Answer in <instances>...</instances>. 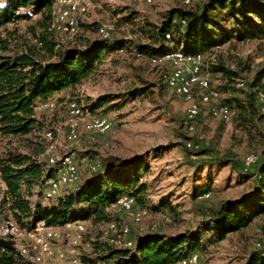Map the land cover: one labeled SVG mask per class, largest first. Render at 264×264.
<instances>
[{
  "label": "trees",
  "instance_id": "16d2710c",
  "mask_svg": "<svg viewBox=\"0 0 264 264\" xmlns=\"http://www.w3.org/2000/svg\"><path fill=\"white\" fill-rule=\"evenodd\" d=\"M55 1L6 0L0 6L1 135L21 136L38 129L42 130V134L48 127L34 114L37 102L48 99L55 92L74 88L96 71L106 56L115 51L122 52L126 48L147 59L174 50L185 54L202 53L205 57L203 71L218 75L217 78L221 80L219 87L214 88L219 93L220 90L226 93L220 101L234 110L232 118L235 128L248 131L249 126L254 127V120L262 117L255 93L261 88L264 67L255 71L246 88V81L242 76V72L248 68L246 61H234L233 66L218 60V56L221 58L219 53L222 45H226L225 49L229 50L237 42L244 40L264 43V0H196L191 6L183 5L177 0L178 4L167 7L160 13L157 22L135 14L130 8L123 9L121 13L125 12V21L140 20L131 31L143 40L133 44L120 39L111 43L99 36H76V32L68 35L49 28ZM20 8L23 10H19ZM32 14L39 15V18L34 24L27 26L33 40L28 44L21 38L16 27L8 29L6 25L28 20ZM79 25L83 32L90 33H96L100 26L94 23ZM166 33L168 38L164 37ZM63 34L71 39V44L60 45L58 36ZM217 44L220 45V50L215 51L213 47ZM163 66H167L169 71L168 65ZM238 77L244 81L242 88L234 86V80ZM146 86L132 87L116 96L99 95L88 106V110L103 106L105 111L117 109L126 100L146 94ZM165 87L167 88L166 85ZM237 91H241V96L234 94ZM198 116L199 114L193 124ZM186 141L191 142V147L185 145ZM175 145L189 156H209V149L198 144L197 139L185 136L182 142H175ZM42 151H38L39 156ZM38 153L32 155L27 152L20 154L8 151L0 157V175L9 196V214L20 227L29 228L38 221L44 225H61L67 220H89V228H93L107 219L104 207L119 195H131L135 203H143L145 184L140 180L147 171L143 158L136 156L123 159L111 155L91 157L97 163L95 170L86 169L87 173L81 178L78 177L74 186L65 187L58 196L42 202L40 191L44 180L50 178L52 173L49 169L44 173L42 157H35ZM215 161L218 166L228 163V159L220 157ZM254 166L255 171L250 174L242 171L240 165L239 173L251 177L254 183L238 197L222 200L216 209L208 210L206 227L202 231H186L171 237L154 232H140L134 236V245L131 248L101 244L93 236L94 238H88L89 249L79 254V262L173 264L181 257L193 253V249L203 248L223 240L231 233L240 232L253 219L264 215V160L258 162L256 158L252 167ZM34 186L37 190L32 192ZM207 187L210 188L205 184L199 192ZM33 194L36 197L32 205H29L28 198ZM200 232H205L206 235L201 237ZM259 243L260 246L249 252L243 264H264V248ZM99 248L103 250L101 254L96 253ZM14 260L11 247L0 253V264H14Z\"/></svg>",
  "mask_w": 264,
  "mask_h": 264
},
{
  "label": "rangeland",
  "instance_id": "374dc122",
  "mask_svg": "<svg viewBox=\"0 0 264 264\" xmlns=\"http://www.w3.org/2000/svg\"><path fill=\"white\" fill-rule=\"evenodd\" d=\"M56 3L57 1L54 2ZM176 4L177 0H152L151 3H145L144 0H90L87 13L78 19L76 36L83 34L98 37L94 32H83L80 23H94L97 26L110 24L112 31L108 41L114 43L120 39L133 44L143 40L131 31L140 20L125 21V12L121 13L123 9L130 8L135 14L157 22L165 8ZM38 18L39 15L32 14L28 20L9 23L6 28L16 27L21 38L31 44L33 40L27 26L34 24ZM58 40L60 45L71 44V39L64 34L59 35ZM225 46L222 45L219 53L221 58L218 56V60L233 66L234 61L245 60L248 68L242 72V76L247 88L255 71L264 67V43L244 40L237 42L229 50ZM135 54L127 48L122 52L109 54L96 71L74 88L55 92L48 99L37 102L39 107L34 108V114L46 127L64 129L66 104L69 100H76L88 108L99 95H121L129 88L146 86L148 83L146 94L126 100L117 109L105 111V106L92 108V114L104 116L111 122L110 128L103 134H97L87 133L80 125L79 139L67 144V148L74 153L78 162L79 178L87 173L85 164L94 160L91 157L96 155H111L123 159L136 156L143 158L147 171L140 182L145 184V194L143 203L136 204L144 205L146 216L138 223L125 218L120 212L111 216L116 222L129 224V238L132 241L138 227L142 228V233L154 232L165 237L186 231H202L206 227L208 210L216 209L222 200L238 197L254 183L251 177L242 176L239 172L241 160L247 154L255 155L258 162L264 160V112L260 113L261 118L254 120V127L249 126L248 131H244L235 128L232 117L229 122L213 119L208 115L206 106H202L191 130H188L183 124L187 102L164 85L163 75L168 71L167 66L152 65L145 56ZM217 77L218 75L208 74L212 87L217 88L221 84ZM143 80L148 82L143 83ZM234 94L241 96L242 93L237 91ZM225 96L226 93L220 90V99ZM44 102L46 107L41 106ZM41 131L33 130L21 136L0 134V157L8 151L35 155L43 150L46 143ZM185 136L197 139L198 144L209 149V156L193 157L180 151L175 142H182ZM61 140L59 138L58 142L63 143ZM86 151L90 153L87 154ZM39 154L35 157L41 158ZM219 157L228 159V163L218 166L215 159ZM253 171L255 166L249 173ZM205 184L210 188L199 192ZM204 192H209V196L198 199ZM162 214L169 218V222L161 219ZM3 215L5 214L0 212V217ZM85 224L86 232L79 246H70L64 239L56 241L55 247L64 251L66 259L72 255L79 257L83 250L89 249L90 237H97L101 244H111L97 234V225L89 228V222ZM151 224H155L153 229L149 227ZM86 233L89 235L86 236ZM200 233L201 237L206 235L205 232ZM258 241L264 248V215L253 219L240 232L231 233L219 242L193 249L191 252L197 254V264H243ZM3 243H7V240L4 239ZM101 252V248L96 249L97 254ZM14 256V264H24L15 253ZM66 261L59 263L50 259L45 264H66Z\"/></svg>",
  "mask_w": 264,
  "mask_h": 264
},
{
  "label": "built area",
  "instance_id": "2783aa9c",
  "mask_svg": "<svg viewBox=\"0 0 264 264\" xmlns=\"http://www.w3.org/2000/svg\"><path fill=\"white\" fill-rule=\"evenodd\" d=\"M52 6V19L49 28L71 35L76 32L77 19L88 11L90 0H56ZM181 4L191 6L196 0H178ZM6 0H0L2 6ZM151 3L152 0H144ZM112 26L101 24L96 34L105 40L110 39ZM168 38V34L164 35ZM213 50H220V45H215ZM120 51V50H119ZM204 56L202 53L185 54L180 50H174L162 55L148 57V62L155 66L168 65L169 71L163 76L164 83L176 95L181 96L187 106L184 111L183 124L191 130L195 117L199 114L201 107L206 106L208 115L213 119L222 122H229L234 110L227 104L220 101V93L210 85L208 74L203 71ZM261 88L256 90L255 100L261 112H264V77L261 81ZM244 81L241 78L234 80V86L242 88ZM41 106L46 107V103ZM39 107V106H36ZM80 125L87 133H105L111 126V122L104 116L92 114L88 108L82 106L76 100H69L66 104V117L63 128L48 127L43 130L42 138L45 141L41 157L44 162V173L49 169L52 176L44 180L41 189V201L49 200L58 196L65 187L74 186L78 180L77 160L74 153L67 148V144L79 139ZM62 138L59 143L58 139ZM185 145L191 147V142L186 141ZM256 162L253 154L245 155L241 160V169L249 172ZM88 171L97 167L95 161L85 164ZM37 187L32 188L35 192ZM209 192H204L198 199L207 198ZM35 194L28 198L29 205L35 199ZM9 196L5 183L0 175V212L5 215L0 217V253L11 247L13 252L24 264H45L50 259L66 264H78L79 257L72 255L66 259L64 251L55 247L56 241L64 239L70 246H79L82 243L86 231V224L89 220H67L61 225H44L41 222L32 223L29 228L20 227L9 214ZM122 213L125 218L132 222H140L147 214L146 208L139 207L131 195L121 194L113 202L104 207L106 220L97 224V234L104 238L107 243L115 247L131 248L134 243L129 238L130 226L127 222H116L111 218L116 213ZM163 221L169 222V218L161 215ZM150 229L155 227L151 224ZM142 229V228H140ZM6 239L7 243H3ZM260 243L256 242L255 247ZM173 264H197V254L190 253L181 257Z\"/></svg>",
  "mask_w": 264,
  "mask_h": 264
},
{
  "label": "crops",
  "instance_id": "0c3cea01",
  "mask_svg": "<svg viewBox=\"0 0 264 264\" xmlns=\"http://www.w3.org/2000/svg\"><path fill=\"white\" fill-rule=\"evenodd\" d=\"M141 227H138L137 229H136V235H137V233H140L141 231H142V229H140Z\"/></svg>",
  "mask_w": 264,
  "mask_h": 264
}]
</instances>
